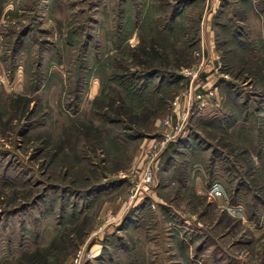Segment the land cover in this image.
Here are the masks:
<instances>
[{"label":"rangeland","instance_id":"rangeland-1","mask_svg":"<svg viewBox=\"0 0 264 264\" xmlns=\"http://www.w3.org/2000/svg\"><path fill=\"white\" fill-rule=\"evenodd\" d=\"M0 264H264V0H0Z\"/></svg>","mask_w":264,"mask_h":264},{"label":"built area","instance_id":"built-area-1","mask_svg":"<svg viewBox=\"0 0 264 264\" xmlns=\"http://www.w3.org/2000/svg\"><path fill=\"white\" fill-rule=\"evenodd\" d=\"M148 173H149V174H147L146 179H145L146 183H147V182H150L151 179H152V173H151V172H148Z\"/></svg>","mask_w":264,"mask_h":264}]
</instances>
